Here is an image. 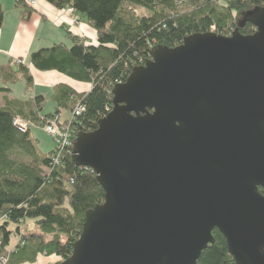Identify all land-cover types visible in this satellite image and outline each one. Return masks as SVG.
Returning <instances> with one entry per match:
<instances>
[{
	"label": "water",
	"instance_id": "95a60500",
	"mask_svg": "<svg viewBox=\"0 0 264 264\" xmlns=\"http://www.w3.org/2000/svg\"><path fill=\"white\" fill-rule=\"evenodd\" d=\"M245 21L154 48L77 136L105 200L65 264H196L215 229L237 264H264V7Z\"/></svg>",
	"mask_w": 264,
	"mask_h": 264
},
{
	"label": "trees",
	"instance_id": "16d2710c",
	"mask_svg": "<svg viewBox=\"0 0 264 264\" xmlns=\"http://www.w3.org/2000/svg\"><path fill=\"white\" fill-rule=\"evenodd\" d=\"M56 8H70L94 31L95 37L70 32L72 45L60 42L30 55L31 66L40 71L56 70L90 85L86 91L60 83L52 98L56 111L41 112L43 96L32 99L10 97L11 84L22 79L32 84L30 67L15 61L0 65V264H34L39 255H54L48 264H65L80 238L86 213L102 204L105 191L97 174L74 162L76 138L98 128L100 119L113 108V90L125 82L136 66L146 64L158 46L176 47L194 33L247 35L256 27L245 16L264 7V0H46ZM27 7L28 1L18 2ZM136 7L146 11L138 14ZM4 10L0 3V28ZM85 109L76 114L77 107ZM67 111L62 118L61 112ZM40 115L59 117L68 127L72 143L44 153L32 136L15 125L20 118L37 126ZM259 190L264 195V188ZM34 219L29 230L27 219ZM16 228L12 229L11 224ZM19 235L14 249L8 245ZM215 242L208 245L196 264H237L227 241L213 230ZM7 258V263L3 262Z\"/></svg>",
	"mask_w": 264,
	"mask_h": 264
},
{
	"label": "crops",
	"instance_id": "0c3cea01",
	"mask_svg": "<svg viewBox=\"0 0 264 264\" xmlns=\"http://www.w3.org/2000/svg\"><path fill=\"white\" fill-rule=\"evenodd\" d=\"M24 1L0 0L4 10L3 25L0 28V65L22 59L24 64L30 67L32 84L28 86L25 79L11 84L10 97L31 99L33 95L35 98L43 96L41 112L50 114L54 113L57 107L52 98L57 84H68L77 91L89 90L90 85L75 81L56 70L40 71L33 68L30 63L31 53L54 43L63 42L71 46L70 32L83 35L88 40L94 38L95 33L82 20V16L72 9H59L46 0H38L30 9L31 13L27 15V7L18 3ZM70 19L79 20L80 28L71 26ZM4 105V96L0 94V107ZM68 114L67 111L61 112L62 118L67 117ZM41 261L42 259L39 258L35 264Z\"/></svg>",
	"mask_w": 264,
	"mask_h": 264
},
{
	"label": "rangeland",
	"instance_id": "374dc122",
	"mask_svg": "<svg viewBox=\"0 0 264 264\" xmlns=\"http://www.w3.org/2000/svg\"><path fill=\"white\" fill-rule=\"evenodd\" d=\"M135 9L138 12V14L146 13V11L144 9L140 8V7H136ZM76 22L72 19L70 21V25L73 26V27L80 28L79 23H81V22L79 20H76ZM70 37H71V35H70ZM16 60L17 59H15V62H16ZM19 60H21L22 63H24L22 59H19ZM31 99L35 100V96L33 95ZM31 131H32V136L36 140L37 146L41 150V152L47 153V152L51 151L55 147V142L53 141L51 136L45 131V129L43 127L37 126V125H32L31 126ZM27 220H28L27 223H28L29 230H33L34 229V219L29 217ZM11 228L15 229L16 225L12 223L11 224ZM18 242H19V235L18 234H13L11 236V240H10V243L8 245V249L9 250L14 249V247L17 245ZM39 258L42 259L41 263H39V264H48L49 262H52V261L58 259L54 255L47 256V255H42V254L38 256L37 261H38ZM3 262L7 263V258H3Z\"/></svg>",
	"mask_w": 264,
	"mask_h": 264
},
{
	"label": "built area",
	"instance_id": "2783aa9c",
	"mask_svg": "<svg viewBox=\"0 0 264 264\" xmlns=\"http://www.w3.org/2000/svg\"><path fill=\"white\" fill-rule=\"evenodd\" d=\"M37 1L38 0H28L29 4L32 6H35ZM74 21L76 22V20ZM16 63L22 64V61L17 59ZM84 109L85 108L83 106H79L77 107L75 112L78 115L81 112H83ZM40 118L44 122L41 127H43L45 131L51 136L57 148H63L72 143V140H71L72 133L69 131L68 127L58 125L59 117L57 115L52 118L46 117L45 115H40ZM15 125L20 130L26 131L29 127H31L34 124L18 118L15 120Z\"/></svg>",
	"mask_w": 264,
	"mask_h": 264
}]
</instances>
